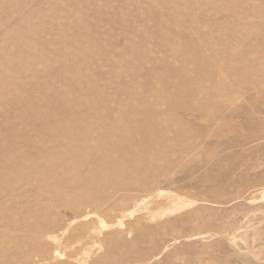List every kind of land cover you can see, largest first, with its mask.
I'll return each mask as SVG.
<instances>
[{"label":"bare ground","instance_id":"6f19581e","mask_svg":"<svg viewBox=\"0 0 264 264\" xmlns=\"http://www.w3.org/2000/svg\"><path fill=\"white\" fill-rule=\"evenodd\" d=\"M123 1L124 0H119V2ZM13 2L11 0L9 4H0V7L2 5H11ZM86 3L88 13H86L85 10L82 14V10L75 9L72 23L71 16L69 15L57 18L60 23L64 24L61 29H63V32H65L63 34H66L62 49L63 52L60 53L61 55L58 54L56 50L53 51L55 48L52 46V44L53 42L55 44V38L52 36V39L49 41L50 44L48 45V50L44 43L40 42V46L42 48L41 50L28 52L23 51L15 55L16 57L18 55L20 58L27 60V62L18 63L12 66L7 64L6 66L0 67V73L3 72L2 76L0 75V87H2L4 90L3 95L0 96V106H6V102L9 104V102L13 101V103H16V105L21 107V110L19 111L18 108L16 109V115L19 116L14 118V121L19 122V127L21 129L17 127V131L15 127H11V129L6 130V123L0 125V134L2 139L0 140L3 141H0V264H45L48 261L57 260L60 256L62 257V255L64 256L65 253L61 254V251H57L59 248L52 251H49L48 249V243L55 242V235L49 236V230H55V228H58L57 211L59 207L64 205H68L69 209L74 212L76 217L72 215V217L75 219L68 225H66L65 222L66 226H63L59 229L61 233L59 231L58 233H60L61 236L62 234L65 235L66 233H70L68 231H74L69 230L73 224L75 226L76 224H81V226H83V223L86 220H94L95 224L98 222V228H101V230L112 231V228L118 227L115 224L114 225L116 227L113 226V223H116V221L119 222V216L117 215L118 219L116 221L113 220L115 222H113L112 225H108L109 223L106 224V222L99 217L101 214L98 217L95 215V211L103 210L104 205H106L105 203L108 201H111L109 204H111L113 207L121 204L122 202L128 200V195L126 194L127 191L129 192V190H134V188L137 186L141 187L151 184V173L153 172V166L160 160L166 161L167 164H169V167L174 165L179 167L185 164V158L187 157L186 154L195 149L198 146L197 144L180 146L179 148H172V146L167 145L168 143L164 144L165 142H161L158 145L156 140H161L162 136L155 140L152 138H155L156 136L154 134L155 137H153L152 133H157L159 135L158 132L163 127L169 131L168 128L170 125L166 122L164 116L175 118L176 112L179 111L177 109H184L182 111L183 117L186 115V113L201 111L200 108L195 109V107L192 106L194 104H189L187 102L189 100L187 98L191 95L189 92L190 88L187 87V85L190 83V80H187V74L189 71L191 72V66L194 65L197 72L195 73L197 78L196 80L193 79V82L196 81V84H199L200 86H202L204 83H211L213 86V94L210 95V92H208V96H211V99L214 103L212 108L213 110L211 109L210 111L211 113L213 112L215 115L226 116L229 118L245 116L252 125L256 126L258 123L259 125L263 124L262 126H259V129H257L261 131L260 128H262V130H264V0H133V5H135L134 9L137 15L134 20H128V18L132 17V14L129 12L130 10L126 11L121 9V7H118L116 10H114L115 12L113 17L115 18V21L109 20V23L115 25L114 34L119 35L121 33H125L124 35L127 36V43L120 50V52L114 50L113 43L111 41H109V45L107 40L103 41V38L100 39L99 32L101 31V27L104 26L100 20H95L91 24H89V21L86 20L87 17L89 18V16L92 14V17H94L99 12V1L86 0ZM140 4H144V8H141ZM107 6H109V3ZM201 9L205 12L207 11V14L203 11L201 12ZM200 12L201 14L205 13L206 16L201 18ZM207 15L209 18H207ZM140 16H142V19H140ZM45 18L46 17H44L43 22H45ZM27 20V16L23 17L22 15H19L15 25L12 27L9 26L11 29L6 30L5 33L7 38H10V36L13 34V39H15V36L21 32L23 38L25 37V33H30L33 35L35 40H40L41 36L39 33L46 29L45 23L42 22L40 25L27 27L25 25ZM152 20H155L158 22V25L161 24L159 26H162L155 28L156 31L154 30L155 32L153 31V34L150 30L152 27L149 26V22H152ZM66 22H69L68 25H66ZM171 24L172 28L170 30L166 28V26L168 27ZM154 26L156 27V25ZM49 28L50 31L55 30V25L50 24ZM171 30L174 31V37L172 39L169 37ZM185 31H187V35L189 34L194 36H192V40H190L191 38H188V45L185 43V41L189 36L186 37ZM111 36L114 37L113 35ZM117 37L114 38L117 39ZM188 41L186 42L188 43ZM115 43L117 44L118 42L115 41ZM156 51H160L161 55L162 53L166 54L165 56L170 54L173 56V58L170 59V55H168L167 57H169L170 61L167 57L166 58L168 61H165V59H160L162 57H160L161 55L159 52V54L156 55ZM86 52H90V56L86 58L84 57L85 55H83V58H81L80 55L86 54ZM46 53H49L48 60H50V65L48 67H45V64L43 65V60ZM2 54L4 58L5 55L4 53ZM105 54H108L106 57L107 66L105 67L110 69L106 73L102 72V70L98 68L99 64H96L100 57L105 58ZM158 55H160V58ZM183 55H187L188 57L191 56L192 59L187 60ZM157 57L160 59V61H165V64L163 61L161 62L163 67L161 64H159L161 66V68L159 67L161 70L157 69L158 71L155 69L157 64L155 66L153 65V63H157L159 61ZM145 62H147V65L148 62H151L154 66L153 68L157 72L154 71L155 74L151 75L152 71L150 72V70L147 69L149 72L144 73L143 70L145 71L144 66L146 65ZM33 64L40 65V68L35 69V65ZM190 64L193 65L189 66ZM11 67H14L16 70L18 69L19 71L29 75L33 82L26 81L21 85L15 83L17 80L15 81L16 78L14 76L5 75L4 73L6 70L11 69ZM150 68L151 67L149 66V69ZM93 71H97L96 73L102 78L100 77V79H93ZM153 79L160 81V83L155 86V89L152 85L153 83L151 84ZM117 80L120 81V83H122L121 81L125 83V85H123L125 88H123L124 90L121 91V97H126V102H123L125 100L122 101L121 97H119L120 95L117 96L113 93L109 96L108 93L104 92L110 87H115V81ZM40 83L53 88L51 93L46 96L40 94ZM117 84L119 86V83ZM67 88L70 90V92H67ZM145 88L146 90L143 91ZM31 89L33 91L34 89H37V93L42 99L41 103L34 105L29 102V92ZM113 90L115 92V89ZM190 91L192 90L190 89ZM193 91H195L196 94L199 93L198 95H203L206 93V91L203 92V90L200 89L199 92L196 90ZM121 92H119V94ZM248 92L252 93L247 95ZM85 98L87 101H85ZM21 103H24V105L22 106ZM167 103L173 104L174 108H170L172 110H169L168 108L166 112H162L160 108L162 105H166ZM175 103H177L176 106ZM93 110L96 111L93 112ZM55 111L58 113L56 116ZM3 112L4 111L0 109V119L4 114ZM152 114H156V119L154 121L149 122L148 120H151L149 117L147 120H145L147 116ZM52 123L54 124L53 126H55V128L50 129L49 126ZM38 125H43L45 128L42 131H37V129L33 130V127ZM173 127L176 128L175 126ZM177 128L180 127L177 126ZM179 130L177 131L181 133ZM193 159L192 160L195 162L197 157L195 156ZM193 178L195 179L196 177L194 176ZM158 179L159 182L162 183L161 178ZM156 181L158 182V180ZM178 181L180 180L178 179ZM191 181L193 182V180ZM178 184L180 183L178 182ZM194 188L197 187L195 186ZM157 189L158 188H156V191ZM190 189L192 191L193 187ZM208 189L210 190V187ZM180 191L182 192V189ZM160 192L162 194L161 190ZM158 193L159 192L157 191L156 195H159ZM200 193L202 192L199 191V194ZM204 194L208 196L210 193ZM211 194L212 195L209 196L212 197L214 193ZM250 194L252 193L250 192ZM185 195L188 196L189 194L187 195L185 193ZM176 196L178 197L177 193ZM181 196L180 198H183V196ZM202 196L200 197L201 200ZM209 196H204V198L208 199L210 198ZM244 197H246V194ZM207 199L203 200L207 201ZM212 201L211 203L209 202V204H212ZM146 202L147 201H141L142 204ZM184 202H186V200ZM197 202L200 203L199 200ZM152 203L155 204L154 202ZM207 203L208 202H206L204 205ZM201 205L200 208L203 207H201ZM129 206H131V204ZM142 206L143 205H141V208ZM146 206L147 205H145V207ZM195 206L198 209V205ZM85 207L91 208L92 211H88L87 209L88 212H84L83 210ZM116 208L118 209V207ZM144 208H142L141 211ZM215 208L216 209L214 210L217 211L218 207ZM117 209L114 208L116 212ZM127 209H131V207ZM154 209L156 208L154 207ZM178 209L180 210V208H177L176 213ZM182 209L184 208H181V211H183ZM209 209L213 210L212 207H205V209L203 207L204 212L206 210L209 211ZM110 210L113 209L111 208L107 211L109 212ZM136 210L137 209L133 211L136 212ZM193 210L196 211L195 209ZM122 212L124 213L123 210ZM164 212L159 214V217L160 215L163 216ZM167 212L170 213L169 215L173 214V217L176 216L173 213L174 211L171 213L167 210ZM189 212L191 211L187 210V213ZM215 212L213 211L214 214ZM109 213L112 214L113 218L114 213L111 211ZM126 213L127 212L125 210L123 216L130 218L131 220V217L133 216L128 217L125 215ZM130 213L128 212L127 215ZM131 214L133 215L135 213L132 212ZM209 214L207 213V216H212ZM216 215L218 217V214ZM121 216L122 215L120 214V217ZM213 216L211 217L212 219H210L212 223H215ZM153 217L154 216H152V218ZM163 217H165V215ZM194 217L190 216V218H193V221ZM115 218L117 217H114V219ZM168 218L171 219L172 217ZM175 218L177 219V217ZM214 218L216 219V217ZM159 219H162L161 221L164 222L162 217ZM164 219L167 220V218ZM124 220L125 219L123 217V220H120V222L123 221L124 223ZM158 220L157 222L160 223V220ZM171 220L172 223H176L173 222L174 219ZM198 221L200 222L199 218L197 222ZM180 222H178L177 225H179ZM216 222H219L218 219ZM123 223L121 225L122 227L124 226ZM135 223L136 222H134V224ZM150 223L151 222L149 221V226ZM166 223L168 224L169 222H165L164 224L166 225ZM182 223L184 222H181V225ZM189 223L187 222V225L190 226L191 223ZM86 224L87 226L88 224L92 225L91 222ZM162 224H156V226L159 225L160 227ZM198 224H196L197 226L195 225L196 228L198 227ZM111 226L113 227L111 228ZM131 226L129 225V227ZM92 227L93 226L90 227L91 231L93 230ZM122 227L121 229L126 228ZM173 227L171 226V229H173ZM184 227L185 229H188L186 225ZM144 228L147 227L144 226ZM178 228L182 227L180 226ZM201 228L203 229V225ZM206 228L203 230H208V233L212 232L211 227L210 232L209 228ZM229 228H231V226ZM229 228H225L223 231ZM87 229H89V226ZM119 229L120 228H118V230L116 229L118 234L122 231ZM132 229H134V227ZM157 229L159 230V228ZM176 229L177 228H175V230ZM189 229L186 230V233H188L187 231H189ZM101 230H99L100 233ZM165 230L167 231V229ZM199 231L195 233L193 230L191 232L192 234L194 232L196 235L193 234V236L197 237V233H199ZM219 231L222 230L219 229ZM75 232L77 231H74V233ZM79 232L80 234L83 233L82 230ZM126 232H121L119 235L121 236ZM154 232H156V230ZM154 232L152 233L154 234ZM156 233L159 234L160 230ZM174 233H177V231H174ZM186 233H184V237L190 239ZM208 233L206 237H204L205 235L201 237L203 235L201 232L198 235H200L201 240L202 238H205L206 240V238H208L207 236H209ZM217 233L214 235H217ZM228 233H230V231ZM118 234H114L113 232V234L109 235V237L105 240L107 252H104L105 254H103L99 260L93 264H119L123 258L127 259L126 256H140L144 254L145 251V253H147L146 249H144L145 251L143 253L140 251L143 245L140 250L138 247L140 240H143L144 238L145 241L149 240L152 247L157 246V241L155 240V236L153 234H147L151 236L149 237L145 233H141L138 239L135 238L137 236L133 235V238H135L133 241L124 240ZM136 234L139 236V233ZM177 234L175 235V240H177ZM211 234L213 235V233ZM211 234V240H213L214 238ZM220 234L222 233L220 232ZM161 235L165 236L163 234ZM225 235H227V233H225ZM130 236H132V234ZM159 236L156 238L157 240L160 238ZM170 236H172V234ZM193 236H191V238H193ZM224 237L221 238L223 239ZM127 238L130 240L133 239L129 237ZM164 238L166 239L167 237ZM101 239H103V237ZM162 239L163 237L160 239V242H163ZM179 239L180 238H178V240ZM181 240H183V238H181ZM181 240L179 241L181 242ZM185 240L186 239H184V241ZM211 240H209L210 243ZM224 240L227 241V243L224 242V244H228L229 239L226 240L224 238ZM59 241H61V239ZM179 241L178 244H183L184 242L183 241L180 243ZM186 241L189 242L188 239ZM193 241V246H191L196 249L197 246L195 247L194 244L198 243L196 242L198 241V237L196 241ZM96 242H98L97 239ZM145 243L143 241V244ZM200 243L201 241H199L198 245ZM83 244H80V246H82L81 248H83ZM170 244L172 245V242ZM185 244L188 243L184 242L183 246H188ZM214 244L212 243L213 246ZM216 244L218 243L216 242ZM203 245L204 247L207 246V249L209 248L208 245ZM151 246L149 247L148 251L151 250ZM159 246L161 247V244ZM173 246L175 245L173 244L171 247ZM191 246V251L186 252L191 253L192 250H194ZM178 247L180 248L181 245ZM204 247L200 248V252ZM187 248L181 247L180 251L182 249L184 251V249ZM155 249L152 250L156 252ZM157 249H159L158 246ZM168 249H170L169 244L162 246L160 249L161 251L159 253L157 252V257H160L162 254L166 253ZM227 249L226 253H224V256L229 254ZM177 250L174 251L178 252L179 250ZM174 251L172 254H174ZM179 254L184 256L181 252ZM89 255H92V253ZM150 255L148 256L150 257ZM209 255H211V253ZM196 256H198L196 260L198 259L197 261H200L199 259L201 257L199 258V255ZM187 257H189V255ZM207 257L208 260L209 257L212 260V255H207ZM135 258L134 260H136ZM204 258H201V260H205V262H207V258ZM224 258H226V256ZM146 259L144 260L146 261ZM177 259V255H173V258L171 257L170 261L175 262L174 264H177V261L179 263H181V261H185L186 263V260H183L182 258V260ZM194 259L191 261L194 262ZM140 260L141 259H139V261ZM211 260H209L210 263H207L214 264L215 260L214 262ZM125 261H123L122 264H124ZM78 262L80 263V261ZM84 262L81 264H84ZM140 263L143 262L141 261L139 264ZM127 264L138 263L136 261V263L128 262ZM162 264L166 263L164 262Z\"/></svg>","mask_w":264,"mask_h":264},{"label":"rangeland","instance_id":"374dc122","mask_svg":"<svg viewBox=\"0 0 264 264\" xmlns=\"http://www.w3.org/2000/svg\"><path fill=\"white\" fill-rule=\"evenodd\" d=\"M10 1L11 0H0V4H5V3L9 4ZM97 1H99V3H100L99 4V6H100L99 12L94 17H92L93 14L91 16H89V18L87 17L86 20L89 21V24L93 23L95 20H100L104 25L103 27H101V31L99 32L100 39L103 38L102 39L103 41L107 40V43L109 45H110L109 41H111L113 43L114 50L117 52H120V50L127 43V40H128L127 36L124 35L125 33H123V34L121 33L119 35L114 34L115 25H112V23H109V22L115 21V18L113 17L114 12H115L114 10H116L118 7H121V9L126 10V11L130 10L129 12L132 14V17L128 18V20H134L137 17V15H136V11L134 9L135 5H133V0H126V1L124 0L123 2H119V0H117V1H114V0H112V1L111 0H106V1L105 0H97ZM12 2L13 3L11 5H8V6L2 5L0 7V54L4 53V55H5L4 58H3V54L0 55V57H1L0 67L6 66L7 64L12 66V65H16L18 63L27 62V60L20 58L18 55L16 57L15 55L17 53L23 52V51L28 52V51H39V50H41L42 48L40 46L41 45L40 42L44 43V45L47 47V50H48L49 49L48 45L50 44L49 41L52 39V36L55 38V44H54V42L52 44V46L55 48L53 51L56 50V52L58 54L62 53L66 34H63L65 32H63V29H61L64 24L60 23L59 20H57V18L58 17L60 18L61 16L63 17L65 15H69V16H71V23H72L73 19H74L75 9L82 10V14L85 10H86V13H88L86 0H12ZM108 3H109V6H107ZM140 7L144 8V4H140ZM202 11L205 12L204 10L201 9V12ZM201 12H200V14H201ZM205 13L207 14V11ZM205 13L204 14L202 13L203 15L199 14L201 16V18L203 16L204 17L206 16ZM208 14H209V12H208ZM19 15H22L23 17L24 16L28 17V20L25 23V25L27 27L40 25L44 21V17H46L45 22H43V23H45L46 29L43 30V32L41 31V33H39V35L41 36L40 40H35L33 38V35L30 33H28V34L25 33V37L23 38L21 32L15 36V39H13V34H12V36H10V38H7L6 33H5L6 30L11 29V28H9V26L12 27L13 25H15L17 18H19ZM207 18H209V16ZM140 19H142V16H140ZM66 23H67L66 25H68L69 22H66ZM149 23H150L149 26L152 27L150 29L152 34L156 31L155 28L162 27V26H159L161 24L158 25V22H156L155 20H152V22H149ZM155 23H157V24H155ZM50 24L55 25V30L50 31V28H49ZM154 25H156V27ZM170 26H168V27L166 26V28H168L170 30L172 28V24ZM172 30L170 31V35L171 34L172 35L171 36L169 35V37H171V39L174 37L173 36L174 31H172ZM185 34H186V37L189 36V37H187V40L185 39L186 41L189 40L188 38H191L190 40H192L194 37L193 35H189V34L187 35V31H185ZM111 35H113L114 37H117V36L118 37L116 39V38L112 37ZM109 36H111V37H109ZM115 41H117L118 43L116 44ZM186 41H185V43L188 45L189 41H188V43ZM134 45H136V44H134ZM117 48H119V49H117ZM158 52L160 53V51H156V55L159 54ZM163 54L164 53H162V55ZM83 55H85L84 57L87 58L90 56V52H86V54H81L80 57L83 58ZM107 55L108 54H105V58L100 57L99 60H97V62H96V64H99L98 68H100V70H102V72H104V73H106L108 70H110L108 67H105V66H107V60H106ZM160 55H161V53H160ZM160 55H158V57ZM162 55L160 56L162 58H160V57L159 58L165 59V61L167 60V58L169 59V57H170V59L173 58V56H171L170 54H168V55H170L169 57H167L168 55L165 56L166 54H164L163 56ZM186 56L187 55H185L184 57L187 60L192 59L191 56H189V57L187 56L188 58ZM158 57H157V59H159ZM48 59H49V53H46V55L44 56V60H43V65L45 64V67H48L50 65V60H48ZM160 59H159V61L157 60L160 63H158V62L153 63L154 66L157 64L155 66L156 70L157 69L159 70L161 68V66H162L161 62L162 61L165 64V61L164 60L160 61ZM170 59H169V61H170ZM145 63L147 65V62H145ZM159 64H161V66ZM33 65H35V69L40 68V65H37V64H33ZM146 65L144 66V69H145V71L143 70L144 73L149 72V71H147V69L150 70V72L152 71L151 75L155 74V72L158 71V70L155 71V69L153 68L154 66L152 65L151 62L150 63L148 62L147 67H146ZM191 65H193V64H190L189 66H191ZM149 66L151 67L150 69H149ZM194 67H195L194 65L191 66L190 67L191 72L189 71V73L187 74V76H188L187 80H190L189 81L190 83L187 82V83H189L187 85V87L192 90V91H190V89H189V92L191 95H190V97L187 98V99H189L187 102L189 104H194L192 106L195 107V109L200 108L201 111L189 112V113H186V115H188V116L184 115V117H183L182 111L184 109L181 108L182 110L177 109L179 111L178 112L175 111L176 112L175 118H171L170 116H164V118L166 119V122L170 125L169 128L167 127L169 129V131L165 127H163L158 132L159 135L157 133H152L153 137L156 136L155 138H152V139L156 140L162 136L161 140L160 139H159V141L156 140L157 142L155 140H153V141H155L158 145L161 142H163V143L165 142L164 144L168 143L167 145L172 146V148H179L180 146H185V145L187 146V145H192V144H197L198 146L195 149L191 150L190 153L186 154L187 157L185 156L186 157L185 158V164L182 166L178 167L177 165H174V166L169 167L168 166L169 164H167L166 161H162V160L155 163L153 166V172L151 173L152 183L149 184L148 186H141V187L137 186L134 188V190H129V192L127 191L126 194L128 195V200L125 202H122L121 203L122 206H121V204H118V205L113 207L111 204H109V203H111V201H108L105 204L109 208H107L106 205H104L103 210L94 212L95 215H97V217L101 214L99 217L101 219H103L106 222V224L109 223L108 225H112V223L115 222L119 216V218H120V219H118L119 222L116 221V223H113V226L116 225L118 227L112 228L113 226H111L114 234H118V231H117L118 228L121 229V227H122L121 225H122L123 221L120 222V220H123V217H124L125 220L123 223V225H124L123 227H126L129 230L122 227L123 229H121L122 230L121 232L127 231L129 234L126 232L120 236L119 234H121V232H119L118 235L127 241L128 240L133 241V240H135V238L138 239V237H140L141 233H143V234L145 233L146 235L147 234L151 235V234H153L152 232H154L155 230H156V232H158L160 230L159 234L156 232H154V234H153L155 236L154 237L155 240L157 241L156 245L158 246L159 249H157V246L152 247L149 240H147L149 242L148 243L147 241H145V238H144L143 240H140L138 247L140 250V248L143 245V247L141 248L140 251H142V253H143L145 251L144 249H146L147 253H145L146 252L145 251L144 254H146L147 257L144 254H142L143 257H142V255H140V256L139 255L138 256H126L127 259L123 258L120 261L121 263H119V264H122L123 261H125V259H126V261L128 260L127 262L125 261L126 264L128 262L129 263H132V262L136 263V261L138 264L141 261L143 263H140V264H157L158 262H159L158 264H160V262H161V264L164 262L166 264H174L175 262L170 261L171 257L173 258V255H177L179 260H182V259L186 260V263H185V261H181V263H179L177 261V264L178 263L183 264V262H184V264H189V263L195 264V262H196V264H197V262H198V264H200L201 262H202L201 264H209L210 263L209 260H211V258L209 257V260H208L207 255L208 256L212 255L211 261L214 262V260H215L214 264H218V263L219 264H225V263L226 264H264V234H263L264 233V183H263L264 182V132H263L264 130H262V128H260L261 131L258 130L259 126H262L263 124L259 125V123H258V124H256V126H257L256 127L255 125L250 124L248 119L245 116H238V117L229 118L226 116L215 115L213 112L211 113L210 111L213 108L214 103L211 99V96H208V92H210L209 93L210 95L213 94V91H214L213 86L211 83H206V84L204 83V84H202V86H200L199 84H196V81L193 82V79L196 80V78H197V76L195 74V73H197L196 67L195 68ZM98 68H97V70H98ZM192 68H194L195 71ZM8 70H6L7 72L6 71L4 72L5 75L14 76L16 78L15 81L17 80L15 83H18L21 85L26 81L27 82L28 81L33 82L32 78L29 75L19 71L18 69L16 70L14 67L13 68L11 67V69H8ZM9 72H11V73H9ZM96 72L97 71H95L92 75L93 79H95V78L100 79L101 76H99ZM2 74H3V72L0 73L1 76H2ZM153 80L151 81V84L153 83L152 85L154 86V89H155V86L158 85L160 83V81L155 80V79H153ZM121 82L122 83H120V81H118V80L115 81V87L114 86L110 87L109 89H106L104 92L108 93L109 96L114 93L117 96L120 95L119 97H121V94H122L121 91H123L124 90L123 88H125L123 86V85H125V83L123 81H121ZM117 83H119V86ZM44 85L45 84L40 83L39 84V86H40L39 90H40V94H43L46 96V95L51 93L53 88L49 87L48 85L47 86L46 85L44 86ZM62 87H64V86H62ZM113 89H115L116 93L114 92ZM199 89L203 90V92L206 91L207 94L204 93L203 95H198L199 93L196 94V92L193 91V90H196L199 92ZM31 90L29 92V102L34 104V105L41 103L42 99L40 98V95L37 93V89H34V91L33 90L31 91ZM67 90H68V88H67ZM145 90H146V88L143 91H145ZM3 91H4L3 88L0 87V96L3 95ZM67 92H70V90H68ZM119 92H121V93L119 94ZM194 92H195V94H194ZM251 93L252 92H248L247 95H250ZM122 97H121L122 101L125 100L123 102H126L127 98L123 97L124 98L123 99ZM85 101H87L86 98H85ZM5 104H6V106H0V109H2V111H4L3 112L4 114L2 115V117L0 119V125L6 123V130L11 129V127H15V129L18 131L17 127H19V122L14 121V118H17L19 116V115L18 116L16 115V113H17L16 109L18 108V111H19V110H21V107L16 105V103H13V101L9 102V104L6 102ZM21 104H22V106L24 105V103H21ZM176 105H177V103H175V106ZM198 106H200V107H198ZM193 107H192V109H193ZM168 108H169V110H172L174 108L173 104L167 103L166 105H162L160 110L162 112H166ZM170 108H172V109H170ZM94 111H96V110H93V112ZM57 114L58 113H56V111H55V116ZM150 116H152V117H150ZM148 117L151 118V120H148L149 122L154 121L156 119V114H152V115L147 116V118L145 120H147ZM53 125L54 124L52 123L49 126V128L50 129L55 128V126H53ZM172 125L175 126L176 128H174ZM177 126L180 128H177ZM44 128L45 127L43 125H38V126H34L33 130L37 129V131H42ZM170 129H171V131H170ZM179 129H181V130H179ZM177 130H179L181 133H179ZM172 131H174V132H172ZM154 134H155V136H154ZM0 139H1V134H0ZM1 142H3V141H1ZM173 144H174V146H173ZM178 144H180V145H178ZM195 156L197 157V160L194 162L193 158ZM175 168H176V170H175ZM196 174H197V176H196ZM194 176L198 179L197 180L195 178L197 181L193 178ZM172 177H173V179H172ZM158 178H161L162 183L159 182ZM155 179L158 180L159 184ZM178 179L180 181H178ZM191 180H193V182ZM199 181H200V184H199ZM258 181H260V182H258ZM261 181H262V183H261ZM172 182H173V184H172ZM178 182L180 184H178ZM181 184H187V185H181ZM257 184H258V186H257ZM195 186L197 188H194ZM164 187H166L167 189ZM191 187H193L194 191L193 190L191 191V189H190ZM209 187H210V190L208 189ZM141 188H142V190H141ZM156 188H158L157 191L159 192L158 193L159 195H156L157 194ZM180 188L182 189V192L180 191L181 190ZM212 188H213V190H212ZM168 189H170V190H168ZM160 190L162 191L163 195L161 194ZM187 190H189V191H187ZM197 190H198V192H197ZM153 191H155V192H153ZM199 191L202 193L199 194ZM207 191H208V193H210L209 195H212L211 193H214V194L212 197L208 195L210 198H208V199L206 198L207 201H204V200H206L204 198V196L208 197L207 195L204 194V193L208 194ZM250 192L252 194H250ZM140 193H141V195H140ZM169 193H171V194H169ZM176 193H177L178 197L176 196ZM185 193L187 195L188 194L189 195L186 196ZM167 194H169V195H167ZM181 194H182L183 198H180ZM245 194H246V197H244ZM254 194H255V196H254ZM165 195H167V196H165ZM190 195H192V196H190ZM201 196H202V200L200 198ZM214 196H216V197H214ZM174 197H176V198H174ZM212 198H213V201H212ZM143 199H144V201H143ZM196 199H198L200 201V203L197 202L198 200H196ZM185 200H186V202H184ZM210 200L212 201V204H209V202L211 203ZM133 201L134 202L137 201V202L134 203ZM141 201L142 202L147 201V202L142 204ZM152 202H154L155 204H153ZM206 202H208L207 203L208 205L207 204L204 205ZM213 202H215V203H213ZM125 203H127V204H125ZM148 203H149V205H148ZM186 203H187V205H186ZM123 204H124V206H123ZM130 204H131V206H129ZM201 204H203V205H201ZM213 204H214V206L216 204L215 207H218L217 211L214 210L216 208L213 206ZM141 205H143L142 208H144L145 205H147V206L141 211V209H142ZM195 205H198V209L196 208ZM200 205H201V207L203 206L204 209H205V207L206 208L212 207L213 210L209 209V211L206 210L204 212L203 207L200 208ZM192 206H194V207H192ZM116 207H118V209ZM119 207L122 209H120ZM130 207L133 210L137 209L136 212L131 210V209H127ZM147 207H149V208H147ZM154 207L156 209H154ZM85 208L83 210L84 212L85 211L86 212L92 211L91 208H89V207H85ZM111 208L113 209V210H110L112 213H114L113 216L117 217L115 219H114V217L112 218V214L109 213L110 211L109 212L107 211ZM114 208L117 209V212L114 210ZM123 208L126 210L127 213L133 212L136 215L135 214L132 215L131 213L127 215V213H126L125 215L128 217L133 216V217H131L132 219L130 220V218L123 216L125 213V210ZM151 208H152V210H151ZM177 208H180V210L179 209L177 210L178 214L176 213ZM181 208L185 209V211H184V209H182L184 211V213H183V211H181ZM87 209H88V211H87ZM193 209H195L197 211V213ZM122 210L124 211V213L122 212ZM167 210L170 211L171 213L174 211L173 213L176 215V216L175 215L174 216L177 217V219L172 216L173 214L169 215L170 213L167 212ZM187 210H189L191 212L187 213ZM164 211H166V212H164ZM178 211L179 212L181 211L182 214H181V212L179 213ZM213 211L214 212L216 211L217 213L215 212V214H214ZM137 212H139V213H137ZM150 212L152 213V216H154L153 218H152ZM163 212H164L163 216L165 215V217H163L162 215H160V217L163 218L164 222L161 221L162 219H159L160 218L159 214H162ZM203 212H204V215H203ZM145 213H147V214H145ZM199 213H201V214H199ZM207 213L208 214L211 213L209 215H212V216L214 215L213 216V220H215V223L213 222L214 224L211 221L212 216H210V217L207 216ZM120 214L123 216V217L121 216L122 218L120 217ZM137 214H139V215H137ZM189 214H191V215H189ZM197 214H198V216H197ZM216 214H218V217ZM72 215L74 217H76L74 212L71 211V209H69L68 205H64V206H61L58 208V211H57V218H58V226L57 227L58 228H55V230H53V229L49 230V233H50L49 236L55 235V242L48 243V245H49L48 249H49V251H52L54 249L56 250L57 248H59L57 251L58 252L61 251L60 253L61 254L65 253V255L64 256L62 255V257L60 256L55 261H53V260L48 261L45 264H81L84 261H86V262H84V264L85 263L88 264V262H89V264H93L94 262L98 261L99 258L103 254H105L107 252L105 240L109 237L110 234H113V232L111 230H108V231L101 230V228H98L99 227L98 222H96V224H95L94 220H86L87 222L84 221L83 226H81V224H76V226L73 224L74 226L72 225V227H71L72 229L70 228L69 230H74L77 232L74 233V231H68L70 233H66L67 235L66 234L65 235L62 234V236L60 235L61 232L59 231V229L62 228L63 226L70 224L75 219L72 217ZM178 215H179V217H178ZM199 215H200V217H199ZM149 216H151V217H149ZM156 216H157V219H156ZM190 216L191 217L195 216L194 221L196 219L198 220V218H199V220H200V222L198 221L199 224H198L197 220L194 223L193 218H190ZM203 216L205 218L206 217H208V218L205 219ZM168 217H172L171 219H174L173 222H176V223L175 224L172 223V220ZM201 217L203 218V220ZM214 217H216V219ZM137 218H138V220H137ZM164 218H167L168 221ZM126 219H129V220H126ZM158 219L160 220L161 224L162 223L164 224L165 222H169V223L171 222L170 224H172V225H170L168 223L169 224V227H168V224L166 223V225L162 224L160 227H159V225H157L158 226L157 227L156 224H160L157 222ZM189 219H190V221H193V222H190ZM217 219L219 222H216ZM106 220H108V221H106ZM113 220H115V221H113ZM185 220H187V221H185ZM125 221H127V222L129 221V222L127 223ZM149 221L151 222L150 226H149ZM177 221L178 222L181 221L184 223H182V225H181V222H180V224L177 225V223H178ZM258 221H259V223H258ZM65 222H66V225H65ZM90 222L92 223V225L88 224L89 229H87L88 226L86 223H90ZM134 222H136V223L134 224ZM143 222H145V223H143ZM187 222L188 223L190 222L191 224L190 223L189 224L192 227L187 225ZM202 222L205 224H203ZM151 224H153V225H151ZM196 224H198L197 228H196V226H197ZM129 225L130 226L132 225V226L129 227ZM173 225H174V227H173ZM183 225L184 226L186 225L188 227V229L191 228V229H189V231H187L188 233H186V230H188V229H185V227ZM202 225H203L204 230L206 227H208L209 232L212 228L211 233H213V235L211 233H208V230L204 231L201 228ZM204 225H205V227H204ZM214 225H215V227L216 226H218V227L215 228ZM91 226H93L92 228L94 231L93 230L91 231V228H90ZM144 226L147 228H144ZM162 226L165 229H167V231ZM171 226L173 227L174 230L171 229ZM176 226H178V227L181 226L182 228H178ZM199 226H200V229H199ZM224 226H225V228H229L231 226V228H229L231 230L227 229L230 231V233H228L229 231H227V230H224L225 232L223 231V229H225ZM133 227H134V229H132ZM111 228H109V229H111ZM135 228H136V233H139V236L135 233ZM140 228H141V230H140ZM154 228H155V230H154ZM157 228H159V230ZM175 228H177L179 230H177V229L175 230ZM192 228H193L195 233L200 230L199 233H197L198 241H196L197 237L193 236V234H195V233L193 232V234H192V232H191V231H193ZM218 228L221 229L222 231H219ZM260 228H262V229H260ZM168 229H171L172 231L168 230ZM181 229L184 230L185 232L182 231ZM80 230L83 231L82 234H80V232H79ZM99 230H101V233ZM150 230H151V232H150ZM201 230H203V231H201ZM58 231L60 233H58ZM163 231H164V233H163ZM168 231H170V232H168ZM174 231L175 232L177 231L178 234L174 233ZM180 231L182 233L183 232L186 233V235L189 236L190 239L185 238L184 233L182 234ZM213 231H216V232H213ZM179 232H180V234H179ZM200 232L203 234L201 237H203L204 235H205L204 237H206V235L208 233L209 236H207V237L209 239L206 238V240H207L206 241L205 238H202V240H203L202 241L200 235H198V234H200ZM217 232H219V233H217ZM220 232L223 235L220 234ZM130 233L132 234V236H130L131 235ZM170 233L172 234L173 237L170 236L171 235ZM215 233H217V235H214ZM225 233H227V235H225ZM58 234H59V236H58ZM161 234H163L165 236H162ZM176 234H177V240H175ZM210 234L213 236V238L216 240V242L219 245L216 244L214 239L211 240L212 238H211ZM133 235H135L137 237L133 238L134 237ZM150 235H147V236L151 237ZM159 235H161V236H159ZM158 236L160 238L157 240L156 238H158ZM191 236H193V238L194 237L195 238L193 239V238H191ZM100 237L101 238L103 237V239H101ZM125 237L126 238L129 237V238H131V239L133 238V239L130 240L128 238L126 239ZM162 237H163V239H162L163 242L162 241L160 242V239ZM164 237H167L169 240L167 238L165 239ZM170 237H172V238H170ZM221 237H224L226 240L229 239L228 244H226L227 241H225L224 238L222 239ZM173 238L175 240L174 243H173V241H174ZM178 238H180L179 240H181V238H183V240H181V242H183L184 239H186V240L188 239L189 242L186 240L184 241V242L188 243V244H185L188 246H183L184 242L182 244L178 240ZM199 238H200V240H199ZM60 239H61V241H59ZM96 239L98 242H96ZM192 239L198 243H199V241H201V243L199 245H198V243L194 244L195 247L196 246L198 247L199 251L196 247L198 252L196 251V249L194 247H192L193 242H194ZM190 240H192V241H190ZM209 240H211V243L209 242ZM143 241H144V243L146 242L149 245H147L146 243L143 244ZM164 241H166V242H164ZM178 241L181 244H178ZM100 242H102V243H100ZM171 242H172V245L174 244L176 246V248H175V246L171 247L172 246L170 244ZM190 242H191V244H190ZM208 242L210 243V246H212V247L209 246ZM214 242L216 245L214 244ZM224 242H226L225 243L226 245L224 244ZM94 243H95V246H94ZM159 243L161 244V247L166 245V244H169L170 249L167 250L168 253L166 252V253L162 254L160 257H157V254L161 251L160 250L161 247L159 246L160 245ZM175 243L178 245H176ZM202 243L205 245H208L209 248H211V249H209V248L207 249V246H205L206 247L205 248ZM212 243L214 244V246L212 245ZM80 244L81 245L83 244V248H81L82 246H80ZM97 244H98V246H97ZM162 244H164V245H162ZM180 245L182 248L183 247L184 248L188 247V248L184 249V251H183V249L180 251L181 247L180 248L178 247ZM200 245H201V247H204L206 249V251H205V249L203 248L205 253L208 251L209 254L211 253V255H209L208 252L206 253L207 254L206 255L204 253V251L202 252L203 249H201V252H200V248H201ZM150 246H151V250L148 251ZM190 246L194 249V250H192V252L194 251L193 253H195V254H193L192 252L191 253L186 252V251H191ZM99 247H100V250H99ZM172 248L174 250H177L179 248L178 249L179 251L177 250L178 252H175ZM212 248L214 251L212 250ZM214 248L217 250V252ZM152 249H155L156 252H154ZM226 249H227V252L230 254V255L229 254L225 255L227 259L224 258L225 257L224 253H226ZM93 250H94V252H93ZM173 251H174V254H172ZM180 252L183 253V255L186 257L182 256V254H179ZM91 253H92V255H89ZM148 255H150V257ZM188 255H189V257H191L193 259L195 258L194 259L195 261L192 262L193 259L187 257ZM190 255H193V256H190ZM196 255H199V258L200 257L204 258V256L206 255V257H205V258H207L206 261L209 263L205 262V260H201V258L199 259L200 261H197L198 259L196 260V258H198V256H196ZM222 256H224V257H222ZM63 257H65V258H63ZM133 257L134 258L136 257L135 258L136 260H134ZM148 257H149V259H148ZM130 258H132V259H130ZM138 258L141 260L139 261ZM143 258L144 259L147 258L146 261ZM158 258H159V260H158ZM187 258H188V260H187ZM77 260L80 261V263ZM220 260H221V262H220ZM224 260H228V261H224ZM144 261H145V263H144ZM153 261H155V262H153ZM125 262H124V264H125ZM211 264H213V263H211Z\"/></svg>","mask_w":264,"mask_h":264}]
</instances>
